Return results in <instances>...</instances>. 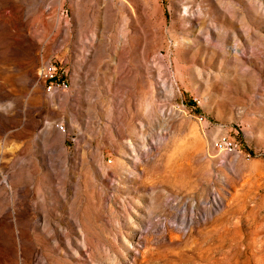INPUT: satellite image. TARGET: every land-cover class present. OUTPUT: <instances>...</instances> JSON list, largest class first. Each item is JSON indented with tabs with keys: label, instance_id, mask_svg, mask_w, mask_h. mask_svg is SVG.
Masks as SVG:
<instances>
[{
	"label": "rangeland",
	"instance_id": "rangeland-1",
	"mask_svg": "<svg viewBox=\"0 0 264 264\" xmlns=\"http://www.w3.org/2000/svg\"><path fill=\"white\" fill-rule=\"evenodd\" d=\"M0 264H264V0H0Z\"/></svg>",
	"mask_w": 264,
	"mask_h": 264
},
{
	"label": "built area",
	"instance_id": "built-area-1",
	"mask_svg": "<svg viewBox=\"0 0 264 264\" xmlns=\"http://www.w3.org/2000/svg\"><path fill=\"white\" fill-rule=\"evenodd\" d=\"M38 77L42 81L43 91L49 96L57 91L66 90L69 85L65 73L55 61L43 64L39 69ZM210 146L216 153H227V150L239 151L240 149V144L227 134H219L211 139Z\"/></svg>",
	"mask_w": 264,
	"mask_h": 264
},
{
	"label": "bare ground",
	"instance_id": "bare-ground-1",
	"mask_svg": "<svg viewBox=\"0 0 264 264\" xmlns=\"http://www.w3.org/2000/svg\"><path fill=\"white\" fill-rule=\"evenodd\" d=\"M230 151H232V150H227V152H230ZM14 219L18 221L17 218H14ZM74 222L78 223L77 220H74ZM20 224L22 225V223H19V225H20ZM23 225H24V223H23ZM16 228H17V232H18V233H16V236L19 237V234H20V233H19V230H20V229H19L17 226H16Z\"/></svg>",
	"mask_w": 264,
	"mask_h": 264
}]
</instances>
